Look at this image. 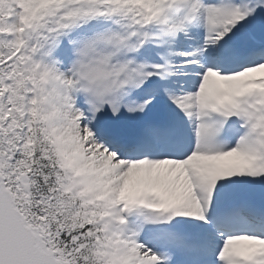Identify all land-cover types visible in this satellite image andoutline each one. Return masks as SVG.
<instances>
[{"label": "snow or ice", "instance_id": "obj_1", "mask_svg": "<svg viewBox=\"0 0 264 264\" xmlns=\"http://www.w3.org/2000/svg\"><path fill=\"white\" fill-rule=\"evenodd\" d=\"M0 264H264V0H0Z\"/></svg>", "mask_w": 264, "mask_h": 264}]
</instances>
